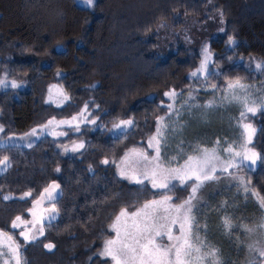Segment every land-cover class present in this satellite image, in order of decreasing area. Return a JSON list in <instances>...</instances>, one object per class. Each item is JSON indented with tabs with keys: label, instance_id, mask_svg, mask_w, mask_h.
Here are the masks:
<instances>
[{
	"label": "trees",
	"instance_id": "obj_1",
	"mask_svg": "<svg viewBox=\"0 0 264 264\" xmlns=\"http://www.w3.org/2000/svg\"><path fill=\"white\" fill-rule=\"evenodd\" d=\"M77 1L0 0V77L6 74L23 85L0 91L1 136L25 134L53 118L70 119L85 104L86 117L97 120L81 125L79 132L66 128L67 135L59 139L41 136L28 148L0 147V159L9 157L0 174V229L15 234L17 242L22 240L12 220L17 215L27 220L32 200L52 182L60 184L59 216L45 225L39 242L22 247L27 264H106L96 254L112 236L115 215L121 207L135 210L154 198L149 186L146 192L119 179L111 161L118 162L134 146L146 147L156 116L167 111L158 107L161 100L166 104L165 91L191 87L187 75L200 56L190 32L213 13L220 20L223 13V31L208 43L209 67L220 75L207 82L199 78L195 86L222 88L236 78L264 81V72L254 70L256 62L264 61V0H94L88 9ZM229 36L234 45H228ZM53 84L69 97L60 108L45 102ZM129 117L137 127L126 137L107 135L113 123ZM249 121L257 129L251 147L264 156V112ZM78 141L85 148L60 155L58 147ZM105 158L110 163L103 165ZM238 171L264 196V162L253 171ZM189 189L178 188L174 202H182ZM27 191L33 195L25 200L2 198ZM45 243L54 248L49 251Z\"/></svg>",
	"mask_w": 264,
	"mask_h": 264
},
{
	"label": "snow or ice",
	"instance_id": "obj_2",
	"mask_svg": "<svg viewBox=\"0 0 264 264\" xmlns=\"http://www.w3.org/2000/svg\"><path fill=\"white\" fill-rule=\"evenodd\" d=\"M91 6L94 0H85ZM221 23H223V13H221ZM163 26V25H161ZM223 31V29H221ZM236 43L234 37H228V45ZM202 60L199 68L190 73V78L204 77L207 82L210 77L219 76V72H213L210 69L213 54L207 44L201 50ZM256 71L264 72V61L255 63ZM11 86L12 88L21 87L20 83L15 80L7 81L0 79V87ZM55 87V86H53ZM205 90L209 87L207 83L204 85ZM211 90L215 93L221 91L217 84L210 85ZM224 95L221 97L222 102L239 103L243 110L240 112L239 127L242 129L241 136L243 143L239 145L243 152L236 150L235 143H227L223 148V152L228 154L230 158L222 159L217 154L215 148L209 150L204 147L193 149L196 155H188L184 162L179 163V159L183 154V141L178 145L179 152L171 157L167 154L168 140L167 130L169 128L168 120L172 115L180 117L181 112L175 108V100L180 93L176 89L170 88L163 93L164 97L168 98L172 103H167L161 100L158 107H166L168 109L164 115H158L155 118V131L148 137L146 147H132L128 149L120 158L119 162L115 163L118 169V175L127 179L130 183L140 185L144 191H149L148 185L151 186V194L153 199L145 200L142 205L121 207L119 213L115 215L113 222L109 225L114 236H110L103 242V247L96 254L103 259L106 264L111 261V264H221L218 256V250L210 247L200 238L198 229L199 224L196 220V213L199 212V193L200 190L209 182L219 179L220 173H228L229 169L250 168L254 170L258 161L264 162V156L255 152L249 147L252 144L253 137L257 133V129L249 121V114L256 116L258 112H264V102H258L251 99L250 86L243 83L239 78L227 80L222 89ZM51 92V89H50ZM63 99L60 103L67 101L69 97L63 94ZM195 99L193 93H189L188 100L185 101V106L189 111L193 108H199L200 105L189 104V101ZM59 106V105H58ZM216 106V100L208 101L203 107L210 109ZM88 111V105L85 104L83 112ZM78 119L73 116L71 120L56 121L55 118L49 120L47 124L42 125L39 129L33 128L30 133H26L20 139L28 137H36L37 133H47L54 136L67 135V132L56 131L62 125L72 126V122ZM87 119L88 123L97 124L96 119ZM83 122V120L81 121ZM55 125V127H51ZM137 127V122L133 117L127 119H119L118 122L112 124L110 132L117 133V138L126 137L132 129ZM3 126H0V132H4ZM75 131L79 132L80 128L77 124ZM173 132L176 128L172 129ZM14 137H8L9 140ZM3 139V138H0ZM217 145L221 142L217 140ZM31 146V144H29ZM85 148V143L80 142L74 144L71 151L76 152ZM69 149L65 147V151ZM9 157L5 156L0 159V165L5 167L8 165ZM102 163L109 164V159L105 158ZM91 170V169H89ZM60 172V168L55 169ZM231 174V173H229ZM241 183L244 184V191L248 192L250 181L245 183L243 178ZM190 188L189 195L180 203H175L178 197H175L176 190ZM60 184L55 181L44 187L39 193L38 198L32 200V208L28 209L29 214L33 217L31 221L24 219L21 215H17L11 222V228L21 229L19 237L21 242L14 239V235H9L7 231L0 229V237L6 238L11 242L4 244L0 242V258L3 259V264H27L22 255V247L29 243L39 242V237L45 234V221L48 226L55 221L59 216L57 204L61 193L59 191ZM31 191L24 192L19 197L21 200L32 197ZM252 195L258 198L259 205L264 209V196L252 189ZM155 197H159L158 199ZM4 199H11L5 196ZM50 204V207L43 209L41 214L37 216L35 209L44 205ZM46 213V214H45ZM37 224L40 227L37 229ZM223 224L225 229L231 231L233 225L230 218L224 217ZM31 225V227H28ZM174 227L178 228V232H174ZM264 228V223L259 225ZM249 233L255 229L245 227ZM38 232V235L36 234ZM167 238L168 243H163L164 238ZM7 248L5 252L3 249ZM44 248L51 251L54 245L45 243ZM250 251L254 252L259 260L253 258L250 264H264V242H256L249 245ZM91 259V258H90Z\"/></svg>",
	"mask_w": 264,
	"mask_h": 264
},
{
	"label": "rangeland",
	"instance_id": "obj_3",
	"mask_svg": "<svg viewBox=\"0 0 264 264\" xmlns=\"http://www.w3.org/2000/svg\"><path fill=\"white\" fill-rule=\"evenodd\" d=\"M77 4L78 6L87 9L91 8L93 5L92 4L91 6H89L85 2V0H78ZM221 29H222V24L219 17V13L215 12L212 14L208 22L202 24L201 26L195 28L190 32V36L195 41V47L198 49L200 56L199 63L194 70H196L200 66V62L202 60V55H201L202 48L204 47L205 44L208 45L210 40L214 39L219 33H221L222 32ZM254 70L256 69L254 68ZM190 73L187 75V78L192 83L191 87L186 91H178L177 93H180V95H178L175 100V108L180 110L181 115L179 118H177V116L174 114L172 115L170 120L167 121L169 124V128L167 130L168 156L171 157L173 155H177V153L179 152L178 145L180 144L181 140L184 142L182 158L179 159V163L181 164L184 162V159H186L188 155H196L197 153L193 152V149H197L198 147H204L209 150L215 148L217 154L220 155L222 159L230 158L228 154L223 152V148L227 146V143L234 142L236 146V150L243 152V149L239 147V145H241L244 142L241 136L242 129L239 127L238 124V122L241 119L240 112L243 110L242 105L239 103L222 102L221 97L224 95L222 91L223 87L221 88V91H217L215 93L211 90L210 87H208L207 90H205V87L197 88L194 82L197 79L204 77L200 76L199 78H190ZM0 79H6L7 81H12L6 78V74H2ZM245 84L250 86L251 99L257 100L258 102H264V81L255 82V83H245ZM22 87H23L22 84L21 87L19 88H12L9 85L7 87H0V91L17 90V89H21ZM61 92L64 94L61 88H59L57 85L54 84L50 85L47 89V94L45 98L46 104H49L56 108L62 107L66 102H68V100L64 101L63 103H60V101L63 99ZM189 93H193V95L195 96V99L189 101V104L200 105L199 108L193 107L189 111L188 107L185 106V101L188 100ZM214 99L216 100L215 107L210 109H205L203 107V105H205L208 101ZM165 100H166V104L172 103V101H169L168 98L166 97ZM75 116H77L78 119L72 122L71 127L69 125H62L60 126V128H57L56 131H64V129L66 128H72L75 130V126L77 124L79 125L80 128L81 125L88 123L86 119H84L86 117V112H83L81 114L80 111ZM249 116H251V114H249ZM67 120H71V118ZM82 120L83 122H81ZM47 122L45 124H47ZM51 127L54 128L55 125ZM111 127L112 126H110L107 129V135L111 137H117L118 136L117 133H113L109 131ZM36 128L39 129L40 127H36ZM173 128H176L175 132L172 131ZM30 132L31 130L27 133ZM25 134L9 135L3 138L0 132V138H3L0 139V147L19 146V147L28 148L30 147L29 144L33 145L41 136H48L53 139H59L64 136V135L54 136V135H49L47 133L40 134L38 132L37 133V136L39 137L38 139L36 137H28L26 139H20L21 137H24ZM8 137H14V138L9 140ZM217 140L221 142L219 145H217L216 143ZM80 142L83 141L73 142L67 146L58 147L57 149L61 156L74 155L79 151H81L82 149L73 152L71 151V148L74 144H79ZM65 147H67L69 150L65 151ZM103 160L104 159L101 160V164L105 165L104 163H102ZM8 166H9V161L6 167L4 165H0V174H2L8 168ZM257 166H258V162L254 170L256 169ZM115 168H116V175L119 179L129 184H134V183H130L127 179L121 178L118 175L117 166H115ZM243 169L253 171L250 168H243ZM234 170L235 169H229L228 173H220L218 180L209 181L200 190V193L198 194L200 198L199 212L196 213V220L200 226L198 229V233L200 238L203 239L206 242V244L218 250V256L220 258L221 264H250V261H252L253 258L255 259L257 258H256V254L250 251L249 249V245L251 244L249 240L251 238L257 237L254 238V243H256L258 241L260 242V239L262 237L264 238V228L259 227L260 224L264 223V209H262L260 205L256 203V206L253 208L254 211L250 212L251 218H248L247 220H242L240 217L236 215L238 214L237 211H240L242 208L245 209L244 205L248 206V203L249 202L252 203V200L256 199V201L258 202V198L252 195V189L250 185H249L250 190L248 192L244 191V184L241 183L240 178H243V181L245 183H247L248 181L243 175V173H240L238 171L241 170V168H238L237 171ZM148 186L151 188L150 185ZM5 196L11 197V199H19L20 197V196L14 197L13 195L4 194L2 195V198ZM11 199H7V200H11ZM228 203L231 204L230 209L236 211L235 213L233 212L225 213V211L220 212V207L225 204L228 205ZM48 207H50V204L45 203L44 205L35 209L37 216L41 214L43 209ZM256 207H259V210H255ZM30 208H32V204ZM228 208L226 209V211H228ZM224 217L230 218V221L233 225L231 231L225 229L223 224ZM32 219L33 217L28 212L27 220L31 221ZM46 224L47 221H45V225ZM28 227H31V225H28ZM36 227L38 229L40 225L37 224ZM245 227L256 230L252 233H249L245 230ZM234 229H236L235 230L236 234L232 232V230ZM13 230L17 231L19 237V232L21 231V229H13ZM174 232H178V228L174 227ZM36 234L38 235V232ZM112 234L113 236L115 235L114 232H112ZM250 234H252L251 238H250ZM0 238H1L0 240L3 239L5 241V242L0 241L4 244L11 243L7 241L6 238L3 237ZM19 238L22 240L21 237ZM163 243L165 244L168 243L166 237L164 238ZM3 250L6 252L7 248L5 247ZM232 254L234 255V257H232ZM235 256L237 260L235 259ZM4 258H0V264H3Z\"/></svg>",
	"mask_w": 264,
	"mask_h": 264
},
{
	"label": "crops",
	"instance_id": "obj_4",
	"mask_svg": "<svg viewBox=\"0 0 264 264\" xmlns=\"http://www.w3.org/2000/svg\"><path fill=\"white\" fill-rule=\"evenodd\" d=\"M210 87V86H209ZM167 111H168V109H167ZM166 111V112H167ZM155 131V130H154ZM250 147H251V144H250ZM252 148V147H251ZM253 149V148H252ZM241 169H243V168H241ZM246 170V169H245ZM234 171H237V169H235ZM252 189V188H251ZM189 192H190V189H189ZM189 195V194H188ZM187 198V197H186ZM251 200V199H250ZM256 203L259 205V202H257L256 201V199H254V200H252V203L251 202H249L248 203V206L247 205H244V207H245V209L244 208H242L240 211H237V213L238 214H236L238 217H240L242 220H247L248 218H251L250 216H251V214H250V212L252 211H254V207L256 206ZM223 206H225V207H223ZM223 206H221L220 207V212L222 211V212H224L225 211V213H227V212H233V213H235L236 211H233L232 209H230L231 208V204H229L228 203V205H223ZM229 207V208H228ZM228 208V211H226V209ZM231 211H230V210ZM255 210H259V207H256L255 208ZM234 216H235V214H234ZM238 217H236V218H238ZM113 222V221H112ZM236 229H234V230H232V232L234 233V234H236V231H235ZM256 230V229H255ZM109 231H110V229H109ZM111 232V231H110ZM112 233V232H111ZM252 233V232H251ZM252 234H250V238L252 237L251 236ZM112 236H113V234H112ZM254 238H257V237H254ZM254 238H251L249 241H250V243L251 244H253L254 243ZM1 239V238H0ZM0 241H3V242H5L3 239L2 240H0ZM260 242H264V238L262 237L261 239H260ZM232 257H234V255L232 254ZM256 258L257 259H259V257L258 256H256ZM235 259H236V256H235ZM256 259V260H257ZM237 260V259H236Z\"/></svg>",
	"mask_w": 264,
	"mask_h": 264
}]
</instances>
